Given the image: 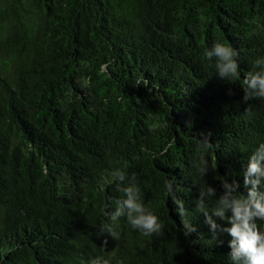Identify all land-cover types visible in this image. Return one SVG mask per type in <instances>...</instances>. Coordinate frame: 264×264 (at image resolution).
Returning a JSON list of instances; mask_svg holds the SVG:
<instances>
[{
    "label": "trees",
    "instance_id": "trees-1",
    "mask_svg": "<svg viewBox=\"0 0 264 264\" xmlns=\"http://www.w3.org/2000/svg\"><path fill=\"white\" fill-rule=\"evenodd\" d=\"M216 41L238 53L230 85L205 55ZM257 57L264 0H0V264H231L230 237L214 239L195 204L224 177L245 192L242 168L264 142V100L241 102ZM201 133L214 145L207 176ZM117 168L136 175L161 234L109 220Z\"/></svg>",
    "mask_w": 264,
    "mask_h": 264
},
{
    "label": "clouds",
    "instance_id": "clouds-1",
    "mask_svg": "<svg viewBox=\"0 0 264 264\" xmlns=\"http://www.w3.org/2000/svg\"><path fill=\"white\" fill-rule=\"evenodd\" d=\"M209 60H214L216 77L227 82L238 79L241 76L240 65L237 60L238 53L231 46L216 41L205 52ZM139 82L137 83V86ZM147 87V81H145ZM242 103L248 104L255 99L264 100V57H257L252 61V70L243 75L242 79ZM227 94L234 95L231 87ZM249 108L245 109L248 112ZM197 139L201 156L197 170L201 176H207L210 172H216V165L206 158V153L214 145L210 141V134H200ZM243 186L245 192L239 191L240 183L233 179L225 178L220 182L221 191L211 184H202L198 190V198L195 211L202 214L204 222L209 226L214 239L226 234L228 240L227 253L231 264H264V142L251 152L246 165L242 168ZM109 183L115 182L117 189L124 196L114 201L112 211H106V215L113 225L120 218H126L128 225L138 231L142 236L151 237L163 232L164 225L159 217L142 201L141 191L136 183V175L127 174L117 168L109 174ZM167 192L177 207L181 231L189 236L196 231L193 224L187 220L184 201L177 198L172 182L166 185ZM107 234V235H105ZM108 236L118 239V233L111 226L101 227L98 239L102 238V245H108ZM223 245L222 239L217 240ZM89 264H110L109 259L98 256L92 258ZM117 264H123L118 260Z\"/></svg>",
    "mask_w": 264,
    "mask_h": 264
}]
</instances>
